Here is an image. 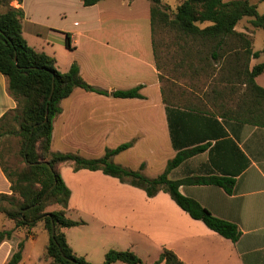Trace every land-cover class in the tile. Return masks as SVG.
<instances>
[{"label": "crops", "instance_id": "0c3cea01", "mask_svg": "<svg viewBox=\"0 0 264 264\" xmlns=\"http://www.w3.org/2000/svg\"><path fill=\"white\" fill-rule=\"evenodd\" d=\"M12 5L23 10L22 33L31 47L54 56L56 68L61 72L77 63L83 80L106 91L99 93L76 87L60 101L61 111L52 122L51 151L98 158L107 149L128 143L127 148L111 159L155 177L178 152L173 138L180 149L206 145L173 168L168 177L233 179L230 193L213 184H182L179 190L213 215L236 223L240 236L233 242L209 229L201 220L189 216L164 191L149 197L144 190L139 193L134 190L138 187L101 170L74 171L71 163L65 162L58 169L70 189L69 202L97 205L94 212L99 217L102 204L144 205L142 212H146L147 221L155 223L158 232L134 218L133 227L139 233L146 229L152 236L147 243L152 259L159 257L156 250L160 254L167 248L183 264H264V126L230 115L235 94L227 89L225 99L219 98L213 92L211 78L199 75L194 83H180L178 108L177 103L172 104L173 94L169 86L163 92L161 72L153 52L150 1L101 0L84 6L81 0H22L21 3L14 0ZM235 29L251 34L256 50L253 30H239L236 26ZM66 34L71 48L65 46ZM262 54L251 58L250 66L263 62ZM261 78L264 70L255 78L264 87ZM139 85L140 97L121 98L112 94ZM221 87L224 86L216 88ZM16 105L8 92L6 77L0 72V119ZM120 156L123 158L118 160ZM68 166L71 174L65 171ZM11 192L10 182L0 167V193ZM2 218L0 215V228H10L12 223ZM121 218L119 215L115 221L119 223ZM69 228L63 229L65 235ZM37 230L46 231L39 222L30 233L16 231L2 241L0 264H7L19 241L34 242ZM48 240L49 235L47 243ZM24 258L22 250L21 260L16 264H22ZM44 259L50 263L45 252Z\"/></svg>", "mask_w": 264, "mask_h": 264}, {"label": "trees", "instance_id": "16d2710c", "mask_svg": "<svg viewBox=\"0 0 264 264\" xmlns=\"http://www.w3.org/2000/svg\"><path fill=\"white\" fill-rule=\"evenodd\" d=\"M13 1L0 0V72L6 77L8 92L17 105L0 119V141L12 134L19 137L17 154L22 166L10 168L4 161V152L0 151V167L12 191L11 194L0 193V215L12 223L10 228H0V243L11 238L16 231L30 233L40 222L49 235L45 246V257L50 260L49 264H92L73 251L63 231L64 228L82 223L66 216L70 189L58 169L65 162H70L74 171L101 170L123 183L144 190L149 197L164 191L189 216L236 242L240 236L236 223L213 215L198 201L179 190L182 184H213L230 193L233 179L223 176L168 177L173 168L188 156L205 149L206 145L180 149L173 138V146L178 152L168 161L164 171L155 177H147L140 170L126 168L111 160L114 154L127 148L128 143L107 149L98 158L51 151L52 122L61 111L60 101L76 87L99 93L106 91L83 80L77 63H72L67 71L61 72L56 68L54 56L31 47L22 33L23 10L13 6ZM81 1L84 6H91L101 0ZM149 1L157 68L161 69L162 57L155 33L157 29L164 28L173 31L183 43L180 49L185 56L182 61L187 63L186 73H191L193 78L197 75L212 78L215 86L213 92L219 98L225 99L229 89L231 94H235V106L233 110L229 109V114L251 124L264 126V87L255 81L256 76L264 70V61L250 66L251 58L264 53V47L254 50L252 35L235 29L239 20L249 16L253 27L264 30V13L258 12L257 5L249 0H175V9L169 11L170 4L166 0ZM65 46L71 48L68 34L65 35ZM213 72L216 73L214 76ZM163 77L159 75L161 81ZM217 85L224 87L216 88ZM173 86L172 83L169 91L174 97L172 104L177 103L178 108V93ZM140 87L116 90L112 94L121 98L140 97ZM165 89L163 86V92ZM165 101L169 104L166 98ZM222 105L225 106L223 102ZM53 205L57 208L48 210ZM23 246V240L19 241L7 264H16L21 260ZM115 261L146 264L131 250L109 249L102 264ZM153 264L183 262L172 250L163 248Z\"/></svg>", "mask_w": 264, "mask_h": 264}, {"label": "rangeland", "instance_id": "374dc122", "mask_svg": "<svg viewBox=\"0 0 264 264\" xmlns=\"http://www.w3.org/2000/svg\"><path fill=\"white\" fill-rule=\"evenodd\" d=\"M166 1L170 4L169 11H173L176 4L175 0ZM250 1L257 5L259 13H264V0ZM250 19L251 17L249 16L243 17L236 24V28L239 30L244 28L252 29V33H255V49H262L264 47V30L253 27L249 22ZM155 37L158 41V48L162 57L160 59V72L164 76L162 80L163 86L167 89V87L170 85L172 86L173 83L175 85L173 87L176 93H179L180 83L195 82V78L190 75L191 73H186L187 63H183L182 61V59L185 58L180 49L181 44L183 45V43L176 38V34L173 31L164 28L157 29ZM30 42L32 43V41ZM263 57L264 54L260 56V59ZM210 83H212V78ZM260 83H264V78L260 79ZM12 124L16 126L14 121H12ZM18 141L19 137L16 134L4 136L0 141V151L2 150L4 152V161H6V164L10 168L22 166V160L17 154L19 148ZM120 158H123V156H120L117 159L119 160ZM111 160L113 161V159ZM65 171L66 173H72L70 166H68ZM148 174L151 175V173ZM134 190L139 191V193L142 191V189L139 188H134ZM101 206L103 211L101 217H99V215L94 212L98 207L97 205L94 207L93 204L84 205L75 202L68 203V214L66 215L72 220L82 222L79 225L66 230V240L75 253L82 255L92 264H102L105 254L109 249L132 250L144 263L149 262V264H153L158 260L159 257L152 259L153 257H151L147 249L148 238H152V236L146 231V229H142L139 233L138 230L133 227L134 218L140 224H149L158 232L155 223L147 221L146 212H142L144 210L142 206L144 205L137 203L134 204V206L132 204H122L120 206L114 204H102ZM131 206H133V211ZM55 208H57V206L53 205L48 207V210ZM119 215L122 217L120 219L122 221L118 223L115 220L119 219ZM47 239L48 234L44 230H37L34 242L26 239L24 244L25 249H23V256L25 258L22 264H47V261L44 259ZM155 252L156 255L160 256V254L157 253V250ZM111 264L126 263L115 261Z\"/></svg>", "mask_w": 264, "mask_h": 264}, {"label": "water", "instance_id": "95a60500", "mask_svg": "<svg viewBox=\"0 0 264 264\" xmlns=\"http://www.w3.org/2000/svg\"><path fill=\"white\" fill-rule=\"evenodd\" d=\"M52 92V91H51ZM50 95H51V93H50ZM46 113H47V110H46ZM52 233H54V227L52 228Z\"/></svg>", "mask_w": 264, "mask_h": 264}]
</instances>
